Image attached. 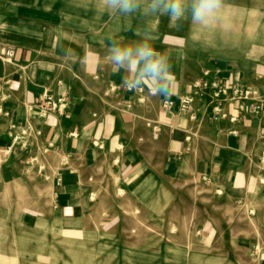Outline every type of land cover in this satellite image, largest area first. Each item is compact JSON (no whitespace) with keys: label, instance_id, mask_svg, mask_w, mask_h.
I'll return each mask as SVG.
<instances>
[{"label":"crops","instance_id":"obj_1","mask_svg":"<svg viewBox=\"0 0 264 264\" xmlns=\"http://www.w3.org/2000/svg\"><path fill=\"white\" fill-rule=\"evenodd\" d=\"M16 1L0 0V50L16 47L11 61L0 57L2 108L8 113L0 115V264H49L50 234L86 232L99 234L108 250L125 256L129 262L123 264H145L148 258L138 242L126 246L123 239L141 240L145 221L154 239L162 209L181 207L183 196L193 207L198 183L210 181L264 201V168L258 163L264 111H254L251 100L224 98L227 117L213 120L212 90L188 112L179 107V98L203 79H217L229 89L263 88L264 59L240 51L213 55L207 47H194L188 36L175 31L170 18L161 23L168 15L158 14L160 22L151 27L142 18L133 20L144 16L140 12L66 13ZM145 34L156 51L169 54L172 82L167 94L154 95L147 85L131 89L124 69L112 71L113 43L135 44ZM258 46L264 49V42ZM46 93L66 100L63 113L41 111ZM167 100L175 101L172 110L163 108ZM26 123L41 130L38 145L29 154L20 148L7 153L12 126ZM48 144L53 149L48 157L41 156L46 170L38 174L29 169L30 155H41ZM109 167L117 187L110 186L106 198L92 199L103 176L110 178ZM36 179L51 184V203L38 199ZM118 189L124 192L121 199ZM198 238L216 255H235L230 247L237 241L213 219H204ZM172 250L175 259L169 264H191L173 254L178 247ZM189 252L185 255L191 257ZM253 255L255 264H264V247ZM150 256L157 264L156 254ZM240 259L233 264H242Z\"/></svg>","mask_w":264,"mask_h":264},{"label":"rangeland","instance_id":"obj_2","mask_svg":"<svg viewBox=\"0 0 264 264\" xmlns=\"http://www.w3.org/2000/svg\"><path fill=\"white\" fill-rule=\"evenodd\" d=\"M1 1L4 4L9 3V0ZM16 2L34 6L43 5L66 13L85 10L88 12L91 9L110 13L100 7L99 0H17ZM141 18L152 27L158 24L160 17L135 15L133 20ZM168 18L169 16L161 17V23L168 24ZM175 28L178 34L188 36L194 47L200 49L207 47L212 50L213 55H218V52L232 54L234 51H240L243 55L251 54L255 58L264 59V54H261L264 49L260 46L256 47L257 43L263 44L264 42V0H223L222 7L206 23L194 25L190 15H187L177 22ZM260 82L264 84L263 79ZM109 177L104 178L103 176V182L91 196L92 199L106 198L109 187L113 184L117 187L116 177L111 167H109ZM34 187L37 190L38 199L49 203L53 201L54 193L51 184H47L42 179H36ZM195 188L193 207L183 196L181 207L167 211L162 209L160 229L157 232L155 230L154 239H152V227L145 221L142 222L144 225L143 238L141 240L123 239V245L130 246L138 242V248L145 254V258H148L145 264L153 263L150 256L152 253L156 254L154 263H173L175 257H171L169 253L177 247L181 251L178 250L173 254L182 262L191 264H233L239 256L242 264H255L257 256L253 254L255 252L259 254L264 247V201L251 193L228 191L210 181L198 183ZM101 190L104 191L100 195ZM123 195L124 192L118 189L117 198L121 199ZM204 219L215 220L223 231L233 235L237 242L235 247L231 246L229 249L235 255H216L210 247L201 244L198 231ZM158 232L159 235H157ZM101 238L99 234L90 235L87 232L83 234L66 233L65 235L50 234L47 240L49 264H123L129 262L125 256L116 254L115 250H108L105 240ZM38 244L39 241L34 242V246L39 247ZM252 244L254 247L251 253L249 249ZM244 247L247 249L246 252H243ZM190 250L193 255L186 256L185 253ZM206 250L208 255L204 254ZM201 252L202 255H200Z\"/></svg>","mask_w":264,"mask_h":264},{"label":"clouds","instance_id":"obj_3","mask_svg":"<svg viewBox=\"0 0 264 264\" xmlns=\"http://www.w3.org/2000/svg\"><path fill=\"white\" fill-rule=\"evenodd\" d=\"M222 3L223 0H99L100 7L112 14H163L169 16L172 24L190 15L194 25L206 23ZM150 39L152 37L145 34L143 40L135 44L113 43L109 55L112 71L124 69L128 73L126 86L131 89L147 85L154 95L167 94L172 82L169 54L156 51Z\"/></svg>","mask_w":264,"mask_h":264},{"label":"built area","instance_id":"obj_4","mask_svg":"<svg viewBox=\"0 0 264 264\" xmlns=\"http://www.w3.org/2000/svg\"><path fill=\"white\" fill-rule=\"evenodd\" d=\"M16 54V47L8 45L2 47L0 50V57L4 61H11ZM207 75V73H205ZM208 90H212L213 97L216 100V104L212 107V119L220 120L227 117V114L222 106L223 99L240 100V101H253L251 105L254 111H264V87H247L241 85H235L229 89L227 86L220 83L217 79H203L196 82L191 92L184 94L179 98L180 111L183 113L191 110L196 99L203 97L204 93ZM6 99L0 92V115H8L2 108V103ZM175 101L167 100L163 103V108L166 110H172L175 106ZM66 100L63 97L56 98L51 94H44L41 103V111L44 112H57L63 113L66 109ZM192 120L195 117L191 118ZM231 121L236 120L234 117L230 118ZM14 136L11 144L6 148L7 153L13 152L16 148H20L30 153V151L36 147L39 143V139L42 136L41 130L36 128L32 123H26L23 125H13ZM235 133V132H233ZM262 146L260 149V155L258 157L259 165L264 168V135L261 137ZM53 149L52 144H48L42 147V154H32L29 159V169H36L38 174H43L46 170V163L41 156L48 157ZM46 178H49L46 176ZM57 182L61 183V177H57Z\"/></svg>","mask_w":264,"mask_h":264}]
</instances>
